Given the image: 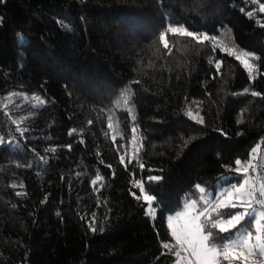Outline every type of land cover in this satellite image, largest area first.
Returning a JSON list of instances; mask_svg holds the SVG:
<instances>
[{
    "label": "trees",
    "instance_id": "trees-1",
    "mask_svg": "<svg viewBox=\"0 0 264 264\" xmlns=\"http://www.w3.org/2000/svg\"><path fill=\"white\" fill-rule=\"evenodd\" d=\"M261 7L0 0V264H175L168 216L264 150Z\"/></svg>",
    "mask_w": 264,
    "mask_h": 264
},
{
    "label": "snow or ice",
    "instance_id": "snow-or-ice-1",
    "mask_svg": "<svg viewBox=\"0 0 264 264\" xmlns=\"http://www.w3.org/2000/svg\"><path fill=\"white\" fill-rule=\"evenodd\" d=\"M260 11L264 12V7H261ZM249 15H252V13H249ZM65 27L68 26L65 25ZM169 31L194 39H209L206 35L195 37L192 31H185L183 28L171 27ZM164 38V34H162V42ZM227 51L229 56L236 55V58L249 72L252 71L254 65L250 61L258 59V57H254L248 52H238L233 48H228ZM216 67H220L219 62H217ZM252 95L258 96L260 94L252 92ZM187 115L197 120V123H203L202 119H198L199 113L193 116L189 111ZM51 151H55V149ZM257 151L258 148L252 149V153H257ZM260 159H264V153H261ZM123 162L124 158L121 157V163ZM235 163L237 167L234 171L238 174L243 173L244 178L238 184L233 183L230 187L222 188L217 196L216 203L212 204L211 201H206L210 205L211 212L206 207L204 211H200L197 215H190V211L196 207L193 201L184 205V212H177L175 217H170L169 227L172 228L171 235L176 242V249L174 250L177 256L176 264H221V258L227 261L228 264H233V261L245 259L244 249L248 250L249 255L253 248H258L261 254H264V184L257 188L255 183L248 178L247 174L252 166L251 161L244 164L240 159H237ZM100 179L101 177L97 175L96 180L99 181ZM149 179L159 181L160 177L152 176ZM231 179H234V177L221 176L217 182V188L221 187V182ZM134 186L140 189L143 199L149 202L150 207L147 214L154 216L156 209L151 206L153 196L144 194V187L139 180L135 182ZM197 188L201 193L205 192V189L200 187L199 184H197ZM139 198L137 197V199ZM236 208L242 210L232 213L222 211L223 209ZM173 220L177 221L175 225L172 223ZM249 224H252L255 235H253V230L249 229ZM93 231H95L94 227ZM225 233L231 235L228 237L221 235ZM163 247L169 249V244L164 243ZM182 252L190 253L192 259H189L187 255L182 256Z\"/></svg>",
    "mask_w": 264,
    "mask_h": 264
},
{
    "label": "rangeland",
    "instance_id": "rangeland-1",
    "mask_svg": "<svg viewBox=\"0 0 264 264\" xmlns=\"http://www.w3.org/2000/svg\"><path fill=\"white\" fill-rule=\"evenodd\" d=\"M261 153H264V150H261L260 153H259V151H257V153H253L252 159L250 160L252 162V166L249 168V171H248V174H247L248 175V178L249 177H252V178H249V179L252 180L255 183V186L257 188H259V186L261 184H264V173L261 172V170H258V173H259L258 174L256 172V169H255L256 166H258V169H259L260 168V165L264 163V159H260ZM256 159H257V161H259L258 164L257 163L255 164ZM241 176H242L241 179L243 180L244 174L242 173ZM242 180L240 182H242ZM240 182H236V184H238ZM230 186L231 185H228V186H225V187L224 186L223 187H220L216 191V193L214 194L215 195V198L213 200L209 199L213 195V193L211 191L204 192V193H202V197H203L202 200L211 201V203L214 204L217 201V196H218L220 190L222 188H227V187H230ZM209 193H211V195H209ZM145 195H147V194H145ZM206 201H203V202H206ZM189 203H191V202H189ZM206 205L203 206V207H201L202 208L201 211H204V209L207 207V208H209V212H211L210 205L208 203ZM149 207H150V205H149V202H148V207H147L148 211H149ZM241 210H242L241 208H236V210L234 212L241 211ZM184 211H185V207H183L182 210L177 211V212H184ZM177 212H175L173 214H170L168 216V220H167L168 227H169L170 217H175ZM198 213H199V211H196V209H193V210L190 211V215H197ZM172 223H173V225H175L177 223V221L173 220ZM169 229H170V233H171L172 232V228L169 227ZM253 235H255L254 229H253ZM174 241H175V239H174ZM237 251H239V249H237ZM243 251L245 253V259L238 260V261H233V264H264V254H261V252H260V250L258 248H253L250 255L248 254V250L247 249H244ZM181 255L182 256L187 255L189 257V259H192L190 253H183L182 252ZM176 261H177V259H176ZM221 261L223 262L224 260H221ZM175 264H176V262H175ZM221 264H228V262L227 261H224Z\"/></svg>",
    "mask_w": 264,
    "mask_h": 264
},
{
    "label": "crops",
    "instance_id": "crops-1",
    "mask_svg": "<svg viewBox=\"0 0 264 264\" xmlns=\"http://www.w3.org/2000/svg\"><path fill=\"white\" fill-rule=\"evenodd\" d=\"M249 178H252V177H249ZM242 180V179H241Z\"/></svg>",
    "mask_w": 264,
    "mask_h": 264
}]
</instances>
